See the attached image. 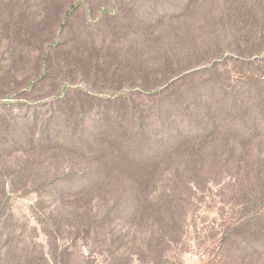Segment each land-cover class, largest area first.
<instances>
[{"label":"rangeland","instance_id":"374dc122","mask_svg":"<svg viewBox=\"0 0 264 264\" xmlns=\"http://www.w3.org/2000/svg\"><path fill=\"white\" fill-rule=\"evenodd\" d=\"M82 1L97 23L85 22L82 7H87L81 6L60 29L70 5ZM134 3L137 0H0V99L20 94L14 98L40 106L58 96L64 84L103 97L144 82L148 88L164 84L178 90L185 83L176 85V80L210 65L207 49L202 48L201 25L216 26L223 33L233 27L242 34L220 35L217 48L227 64L219 67L223 75L237 76L247 60H256L259 69L252 68L263 74L264 0H206L181 20L151 16L152 28L142 33L113 27L100 14L117 7L130 18ZM56 39L63 45L50 47ZM74 150L66 140L56 145L25 143L0 159V188L15 192L6 201L9 227L16 230H0V264H264V253L239 254L235 247L258 233L257 226L264 228L262 219L253 216V203L264 193V184L255 190L221 174L203 180L221 155L228 154L220 142L205 147L203 160L192 161L183 154L171 162V169H186L178 173V182L193 181L200 188L186 205L188 215L180 226L153 209L136 219L104 217L111 205L107 199L95 204L87 199L73 207L65 201L64 207L44 208L43 216L37 217V188H47L51 176L82 174L96 165ZM256 154L264 157V148L255 144L246 151L248 159ZM112 155L99 169L118 175V185L159 175L158 164L141 166L125 156L109 161ZM107 182L98 179L100 185Z\"/></svg>","mask_w":264,"mask_h":264},{"label":"trees","instance_id":"16d2710c","mask_svg":"<svg viewBox=\"0 0 264 264\" xmlns=\"http://www.w3.org/2000/svg\"><path fill=\"white\" fill-rule=\"evenodd\" d=\"M205 1L137 0V4L131 7L133 14L130 18L127 10L122 14L117 7L100 14L105 15L113 27L142 33L152 28L151 16L181 20L193 11L196 4ZM86 4L82 1L70 5L60 29L69 24L81 6L87 7H82L86 13L85 22L97 23ZM131 23L133 25H127ZM204 27L201 25L198 29L202 30V48L207 49V63L210 65L176 80V85L185 83L178 90H171L172 86L164 84L148 88L149 84L144 82L103 97L102 93L64 84L58 96L40 106L14 98L20 94L0 99V159L25 143L56 145L57 141L66 140L78 155L96 162L94 170L54 175L49 178L47 188H37L38 200L33 209L37 217L43 216L41 210L44 208L64 207L65 201L73 203V207L87 199L94 204L107 199L111 205L102 215L104 217L136 219L139 214L147 213V209H153L154 213L169 216L172 223L180 226L188 215L186 205L200 188L193 181L178 182V173L186 169H171V162L183 154L192 161L199 157L203 160V150L211 142H220L228 154L221 155L214 168L204 174L203 180L207 175L221 174L255 190L264 184V157L257 154L249 159L246 157V151L255 144L264 148V72H258L256 60H247L245 70L239 69L237 76L223 75L219 67H227V64L222 62L224 57L217 48L219 43L222 44L220 35L241 38L242 34L233 27L224 33L216 26ZM57 42L58 39L50 47L63 45ZM47 56L46 53L42 58L43 66L48 61ZM189 79L193 82L187 84ZM31 84L35 85V81ZM15 109L21 114L17 115ZM111 153L109 161L125 156L141 166L158 164L159 175L143 178L146 182L131 181L128 185H118L115 182L118 175H108L99 169ZM98 179L107 180V186L100 185ZM11 193H15L13 189L0 188V230L3 228L13 233L16 230L9 227L10 212L6 201ZM254 202L253 216L264 222V193ZM144 206L147 207L143 209ZM91 226L94 227V223ZM257 227L258 233L235 245L239 254L264 253V228Z\"/></svg>","mask_w":264,"mask_h":264}]
</instances>
